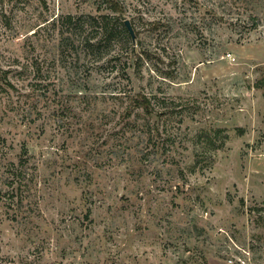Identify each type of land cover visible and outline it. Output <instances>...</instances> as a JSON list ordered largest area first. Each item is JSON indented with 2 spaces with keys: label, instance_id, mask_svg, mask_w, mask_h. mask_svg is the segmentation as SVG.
Instances as JSON below:
<instances>
[{
  "label": "rangeland",
  "instance_id": "rangeland-1",
  "mask_svg": "<svg viewBox=\"0 0 264 264\" xmlns=\"http://www.w3.org/2000/svg\"><path fill=\"white\" fill-rule=\"evenodd\" d=\"M203 2L152 6L130 82L78 39L60 55L52 21L98 0H0V264H264V0ZM139 91L170 112L154 141Z\"/></svg>",
  "mask_w": 264,
  "mask_h": 264
},
{
  "label": "trees",
  "instance_id": "trees-1",
  "mask_svg": "<svg viewBox=\"0 0 264 264\" xmlns=\"http://www.w3.org/2000/svg\"><path fill=\"white\" fill-rule=\"evenodd\" d=\"M138 3L134 6V14L126 16L127 9L122 0H98V14H66L59 16L52 22L53 28L58 30L60 40L58 49L60 55H64L65 51L74 49L76 39L79 40L83 51L87 56H91L95 62H105L107 64L118 67V72L125 74L128 81L131 82V71H137L144 62L145 58L151 56V50L142 45L140 36L146 33L141 21L145 15L150 13L152 6L160 7L162 5H171L176 11L189 13L190 10L205 8L208 12L216 14L215 7L208 8L204 5L203 0H137ZM165 1V2H164ZM105 9L103 10V7ZM107 11V12H104ZM130 21L135 33V41H133L127 27L126 21ZM163 20L153 22L151 25L158 27ZM140 23V24H139ZM137 46L140 49H137ZM126 55V60H123V55ZM113 66V67H114ZM132 92V90H131ZM153 97L139 91L132 93L130 97V112L133 113L137 109H142L144 114L149 118H156L154 124L148 122L145 124L143 132L148 134L149 141H154V138L161 137L159 119L170 112H160L155 109ZM155 99V98H154ZM162 105L169 108L167 102ZM173 105V104H172ZM149 120V119H148ZM206 140L209 145L214 147V150L222 147V144H215L210 135H206ZM155 146V145H154ZM28 154V149L23 146L21 158L17 165L11 163L7 168L8 179L7 183L11 187L9 192V203L23 204V199L18 198V192L23 187L27 176L28 159L25 156ZM16 197V198H15ZM91 213L88 211L87 216Z\"/></svg>",
  "mask_w": 264,
  "mask_h": 264
},
{
  "label": "built area",
  "instance_id": "built-area-1",
  "mask_svg": "<svg viewBox=\"0 0 264 264\" xmlns=\"http://www.w3.org/2000/svg\"><path fill=\"white\" fill-rule=\"evenodd\" d=\"M237 248V246L235 245ZM237 249L240 250L238 247ZM227 264H254L250 250L241 249V254H230L226 260Z\"/></svg>",
  "mask_w": 264,
  "mask_h": 264
},
{
  "label": "water",
  "instance_id": "water-1",
  "mask_svg": "<svg viewBox=\"0 0 264 264\" xmlns=\"http://www.w3.org/2000/svg\"><path fill=\"white\" fill-rule=\"evenodd\" d=\"M125 24H126V27H127L128 31H129L133 41H135V33H134L133 28H132V25L130 24V21L127 20Z\"/></svg>",
  "mask_w": 264,
  "mask_h": 264
}]
</instances>
